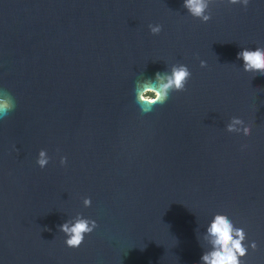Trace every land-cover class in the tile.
Here are the masks:
<instances>
[{
  "label": "water",
  "instance_id": "95a60500",
  "mask_svg": "<svg viewBox=\"0 0 264 264\" xmlns=\"http://www.w3.org/2000/svg\"><path fill=\"white\" fill-rule=\"evenodd\" d=\"M209 9L0 0V96L15 103L0 117V264H203L217 213L244 229V264H264V75L237 59L264 47V0ZM180 63L186 90L142 112L136 82ZM233 116L250 135L226 130ZM77 213L97 227L71 248L59 225Z\"/></svg>",
  "mask_w": 264,
  "mask_h": 264
},
{
  "label": "clouds",
  "instance_id": "9594fccd",
  "mask_svg": "<svg viewBox=\"0 0 264 264\" xmlns=\"http://www.w3.org/2000/svg\"><path fill=\"white\" fill-rule=\"evenodd\" d=\"M211 0H183V7L195 18L202 22L211 19L209 9ZM229 4H242L247 6L249 0H228ZM149 29L153 34H159L162 30L160 24H150ZM237 59L243 60V69L246 72L264 75V47H257L255 50L243 48L237 53ZM201 66L206 62L201 60ZM191 77V71L185 64H173L170 71L156 72L154 78H144L136 82L135 100L142 112H148L152 106L165 103L172 92L186 90V85ZM13 97L7 92L0 96V117H6L14 108ZM228 132H243L244 135L251 134V125L246 124L241 117L233 116L227 124ZM246 147V145L244 146ZM50 160L45 149L38 154L37 164L44 168ZM67 157L61 156L60 163L66 164ZM85 207L91 205V198L83 199ZM97 227V221L77 213L72 220H67L59 225L60 231L65 236V244L71 248H78L84 241L85 236L93 232ZM207 235L211 238L212 248L202 254L203 264H244L241 258L245 257L248 247L243 243L246 240V233L243 228L234 226L232 220L217 213L207 227ZM251 248L256 249L255 241L251 242Z\"/></svg>",
  "mask_w": 264,
  "mask_h": 264
}]
</instances>
